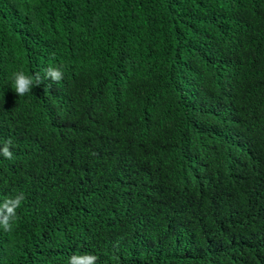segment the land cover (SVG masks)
<instances>
[{
    "label": "trees",
    "instance_id": "obj_1",
    "mask_svg": "<svg viewBox=\"0 0 264 264\" xmlns=\"http://www.w3.org/2000/svg\"><path fill=\"white\" fill-rule=\"evenodd\" d=\"M8 139L0 264H264V0H0Z\"/></svg>",
    "mask_w": 264,
    "mask_h": 264
},
{
    "label": "clouds",
    "instance_id": "obj_2",
    "mask_svg": "<svg viewBox=\"0 0 264 264\" xmlns=\"http://www.w3.org/2000/svg\"><path fill=\"white\" fill-rule=\"evenodd\" d=\"M63 76L64 73L61 68L54 65H49L45 69L43 77L38 72L28 75L24 71H16L12 74L13 89L18 96H25L32 91L33 87L42 84L45 79L59 83ZM11 146V139L3 141L2 146H0V155L11 159L13 156ZM24 199V194L21 192L0 202V228L4 231H12L14 222L18 219L17 209L21 207ZM97 260L98 256L92 253L73 254L69 257L68 264H96Z\"/></svg>",
    "mask_w": 264,
    "mask_h": 264
}]
</instances>
